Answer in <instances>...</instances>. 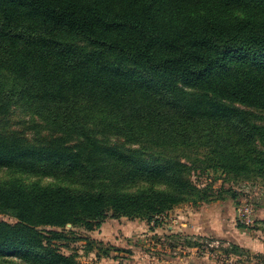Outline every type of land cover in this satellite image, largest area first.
I'll return each instance as SVG.
<instances>
[{"label": "trees", "instance_id": "16d2710c", "mask_svg": "<svg viewBox=\"0 0 264 264\" xmlns=\"http://www.w3.org/2000/svg\"><path fill=\"white\" fill-rule=\"evenodd\" d=\"M14 105L48 134L0 127V169L59 182L0 180V214L16 219H0V253L94 264L55 248L58 230L214 199L181 159L146 158L109 133L195 144L208 168L264 178V120L243 108L264 111V0H0V125Z\"/></svg>", "mask_w": 264, "mask_h": 264}, {"label": "rangeland", "instance_id": "374dc122", "mask_svg": "<svg viewBox=\"0 0 264 264\" xmlns=\"http://www.w3.org/2000/svg\"><path fill=\"white\" fill-rule=\"evenodd\" d=\"M243 108L252 120L262 123L263 110ZM0 127L21 131L26 137H35L34 129L39 130L38 135L48 134L42 121L19 105L2 116ZM107 138L146 158L181 159L189 167L194 184L208 187L214 199L180 203L152 221L107 217L91 230L68 223L58 230L62 236L51 242L55 248L82 263L94 264H264V178L256 174L234 178L220 169L208 168L204 148L195 144L145 145L114 133ZM67 140L73 143L77 138L67 136ZM12 170L1 168L0 180L18 178L41 185L59 182ZM0 219L16 221L9 214H0ZM29 259L0 253V261L12 264H33Z\"/></svg>", "mask_w": 264, "mask_h": 264}]
</instances>
